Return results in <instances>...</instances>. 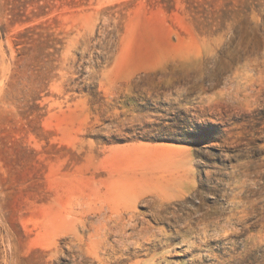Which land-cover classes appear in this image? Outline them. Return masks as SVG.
<instances>
[{"label": "rangeland", "instance_id": "1", "mask_svg": "<svg viewBox=\"0 0 264 264\" xmlns=\"http://www.w3.org/2000/svg\"><path fill=\"white\" fill-rule=\"evenodd\" d=\"M264 0H0V264H264Z\"/></svg>", "mask_w": 264, "mask_h": 264}, {"label": "trees", "instance_id": "2", "mask_svg": "<svg viewBox=\"0 0 264 264\" xmlns=\"http://www.w3.org/2000/svg\"><path fill=\"white\" fill-rule=\"evenodd\" d=\"M262 112H264V109H262Z\"/></svg>", "mask_w": 264, "mask_h": 264}]
</instances>
